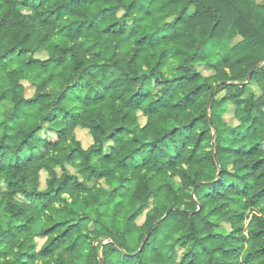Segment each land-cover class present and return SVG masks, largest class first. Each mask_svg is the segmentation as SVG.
<instances>
[{
	"label": "trees",
	"instance_id": "trees-1",
	"mask_svg": "<svg viewBox=\"0 0 264 264\" xmlns=\"http://www.w3.org/2000/svg\"><path fill=\"white\" fill-rule=\"evenodd\" d=\"M102 263L264 264V2L0 0V264Z\"/></svg>",
	"mask_w": 264,
	"mask_h": 264
},
{
	"label": "rangeland",
	"instance_id": "rangeland-1",
	"mask_svg": "<svg viewBox=\"0 0 264 264\" xmlns=\"http://www.w3.org/2000/svg\"><path fill=\"white\" fill-rule=\"evenodd\" d=\"M258 1L261 2V0H258ZM172 19H173V17H170V18L159 17L158 18L159 26H162L163 24H165L168 21H171ZM237 39H239V36L234 38V41H236ZM36 56L37 57H41V58H45V55L42 52H39L38 54H36ZM199 68H200V71L204 75H211L213 73V70L207 69L204 66H200ZM33 94H34V89L32 87H27L26 96L27 97H31ZM6 108L8 110H10V109H12V106L10 104H7ZM31 111L35 112L36 110L33 109ZM232 111H233V107L229 106L228 111L222 113L223 121L227 122L228 124H231V125H237L238 121H236V119L234 118ZM139 121H140L141 125H145L146 124V117H144L143 115H140ZM76 132H77L78 138L81 140V142L83 143L84 147H87L92 142L93 138H92V136H91V134L89 133L88 130H86V129H77ZM46 179H47V173L45 171H42V173H41V181H42V186L43 187L45 186ZM89 186H91V185H89ZM33 207L35 209H38L37 204H33ZM144 220H145V214H142L138 218L137 223L138 224H142L144 222ZM40 227H41V223H37L35 228H34V230L36 232H38L40 230ZM220 229L229 230L230 226L228 224L224 223V224L221 225ZM38 241H39V244L41 245L43 243L44 239H40L39 238Z\"/></svg>",
	"mask_w": 264,
	"mask_h": 264
},
{
	"label": "water",
	"instance_id": "water-1",
	"mask_svg": "<svg viewBox=\"0 0 264 264\" xmlns=\"http://www.w3.org/2000/svg\"><path fill=\"white\" fill-rule=\"evenodd\" d=\"M252 74H253V72H251V73L249 74V76H248L247 79H246V83H248V82L250 81V78H251ZM215 158H216L217 163H219L218 158H217V154H215ZM102 264H103V263H102Z\"/></svg>",
	"mask_w": 264,
	"mask_h": 264
},
{
	"label": "clouds",
	"instance_id": "clouds-1",
	"mask_svg": "<svg viewBox=\"0 0 264 264\" xmlns=\"http://www.w3.org/2000/svg\"><path fill=\"white\" fill-rule=\"evenodd\" d=\"M261 2H264V0H261Z\"/></svg>",
	"mask_w": 264,
	"mask_h": 264
}]
</instances>
